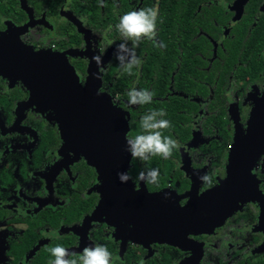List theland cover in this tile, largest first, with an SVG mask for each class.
I'll return each mask as SVG.
<instances>
[{
  "label": "flooded vegetation",
  "instance_id": "1",
  "mask_svg": "<svg viewBox=\"0 0 264 264\" xmlns=\"http://www.w3.org/2000/svg\"><path fill=\"white\" fill-rule=\"evenodd\" d=\"M236 1L0 0V264H49L57 245L79 255L96 244L114 264H264V0ZM153 7L165 47L142 41V67L122 74L116 25L130 11ZM168 46L179 50L176 59ZM34 52L66 58L82 86L87 55H102L98 92L124 115L126 137L142 132L144 115L166 113L170 128L162 135L180 147L169 159L131 156L134 203L108 191L66 144L58 115L33 99L19 68L36 63ZM37 61L45 67V56ZM40 84L44 95L47 83ZM133 88L153 92L152 103L130 105ZM232 144L233 212L218 226L188 217L180 239L158 240L157 229L168 230L170 221L157 204L150 208L152 194L176 193L180 206L195 202L196 214L227 178ZM155 168L158 183L138 179Z\"/></svg>",
  "mask_w": 264,
  "mask_h": 264
},
{
  "label": "water",
  "instance_id": "2",
  "mask_svg": "<svg viewBox=\"0 0 264 264\" xmlns=\"http://www.w3.org/2000/svg\"><path fill=\"white\" fill-rule=\"evenodd\" d=\"M236 2L242 7L247 0ZM29 56L30 59L34 58L36 63L29 64L30 66L22 65L19 70L28 75L25 83L29 86L33 99L40 100L47 109L58 115L66 144L68 147L77 148L88 163L96 168L103 184L109 187L108 191L117 195L123 204L134 203L135 201L128 198L130 193H134L132 181L129 179L122 182L119 177L120 173L128 174L131 165L132 154L126 138L127 122L124 115L116 111L98 92L101 78H97L99 72L97 63L87 55L91 61L86 85L82 86L79 75L63 56L37 52L30 53ZM43 56L46 59L45 67L39 65L37 61ZM44 80L47 84L46 93L43 95L44 87L40 83ZM43 97H47V100L43 101L41 99ZM259 107L264 110V101ZM209 194L210 196L206 194L203 196V207L199 205L196 214L195 202L180 206L176 193L174 199L166 198V192L152 194L150 208L153 209L154 204H157L158 213L170 221L168 230L157 229L158 240L173 241L178 236L180 239L178 228L185 226L188 217L207 216L210 222L206 225L218 226L221 224L220 221L225 220L233 212V144L227 178ZM136 201L147 202L143 199ZM164 227L167 228L165 223Z\"/></svg>",
  "mask_w": 264,
  "mask_h": 264
},
{
  "label": "clouds",
  "instance_id": "3",
  "mask_svg": "<svg viewBox=\"0 0 264 264\" xmlns=\"http://www.w3.org/2000/svg\"><path fill=\"white\" fill-rule=\"evenodd\" d=\"M100 6H104L103 0H100ZM159 16L158 7L141 8L139 11H130L124 14L116 25L117 31L124 40L117 46L116 59L122 74H131L135 68L139 70L142 67V59L137 56L136 49L144 40L152 42L157 47H165L162 42L157 40L158 28L157 21ZM111 30V26H109ZM129 42L131 47H129ZM98 66L99 72L97 78H102L104 72L102 55L97 54L92 58ZM130 105H146L152 103L153 92L147 89L133 88L127 93ZM166 113L163 110L152 111L144 115L140 121L142 132L135 136L128 135L126 138L129 144V150L133 158H139L141 161H148L150 157L160 156L169 159L172 156L173 149L180 147L177 140L171 136L162 135V130L170 128V122L163 117ZM135 121H130V125ZM122 182L128 181L131 177L126 173H120ZM159 169H149L147 173L141 171L138 179L147 183H158ZM205 183H211V177L205 174L201 177ZM51 255L54 257L49 264H114L112 253L106 246L96 244L94 247H85L79 255L70 253L63 246L51 248Z\"/></svg>",
  "mask_w": 264,
  "mask_h": 264
},
{
  "label": "trees",
  "instance_id": "4",
  "mask_svg": "<svg viewBox=\"0 0 264 264\" xmlns=\"http://www.w3.org/2000/svg\"><path fill=\"white\" fill-rule=\"evenodd\" d=\"M184 1H185V0H184ZM186 1H187V0H186ZM189 1L192 2L193 0H189ZM194 1H197V0H194ZM166 50L170 51L169 46L166 47ZM169 53L172 54V55L175 57V59H176V57L179 55V50L175 48V49L171 50ZM190 60H191V61H190ZM193 60H194V59H189V60H186V62H188L189 64H191V63L193 62ZM189 61H190V62H189Z\"/></svg>",
  "mask_w": 264,
  "mask_h": 264
}]
</instances>
